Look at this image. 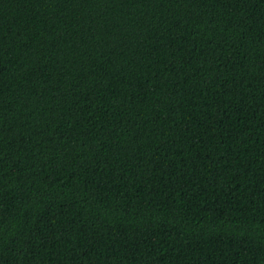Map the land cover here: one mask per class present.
I'll use <instances>...</instances> for the list:
<instances>
[{"label": "trees", "instance_id": "16d2710c", "mask_svg": "<svg viewBox=\"0 0 264 264\" xmlns=\"http://www.w3.org/2000/svg\"><path fill=\"white\" fill-rule=\"evenodd\" d=\"M0 264H264V0H0Z\"/></svg>", "mask_w": 264, "mask_h": 264}]
</instances>
